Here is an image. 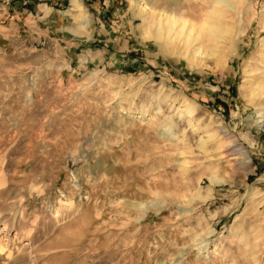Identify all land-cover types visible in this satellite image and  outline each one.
Listing matches in <instances>:
<instances>
[{
    "label": "rangeland",
    "instance_id": "rangeland-1",
    "mask_svg": "<svg viewBox=\"0 0 264 264\" xmlns=\"http://www.w3.org/2000/svg\"><path fill=\"white\" fill-rule=\"evenodd\" d=\"M0 264H264V0H0Z\"/></svg>",
    "mask_w": 264,
    "mask_h": 264
},
{
    "label": "bare ground",
    "instance_id": "bare-ground-1",
    "mask_svg": "<svg viewBox=\"0 0 264 264\" xmlns=\"http://www.w3.org/2000/svg\"><path fill=\"white\" fill-rule=\"evenodd\" d=\"M177 3L175 4V6H172V10L170 11V14L168 16V18H165L164 23H162L160 26H158V32L161 31H168V33L171 34V36L169 37L170 40L172 42H170V46H175V44L178 43V41L182 42V44H187V46L190 44V40L192 42V40L198 41V42H204L205 38H206V34L207 32H210L211 36H218V34L216 35L214 30L209 31V23L208 22H204L200 21L197 16V14L192 12H188L189 17L192 19V21H186L183 18H180V16H178V18H173V14L176 13V9H177ZM189 11V10H188ZM191 11V10H190ZM175 15V14H174ZM177 15V14H176ZM179 23L178 25L180 26V28L178 29V27L176 26V24ZM188 24V33L187 35H185L184 33V24ZM200 23V24H198ZM204 24V25H203ZM207 26V27H205ZM215 27V26H214ZM186 36H184L183 34ZM157 37L160 38L159 33L157 34ZM219 37V36H218ZM180 40H179V39ZM191 46V45H190ZM230 155V163H231V167H233V169H239V167L237 166V157H234L233 154L229 153ZM225 156H221V158H224Z\"/></svg>",
    "mask_w": 264,
    "mask_h": 264
}]
</instances>
